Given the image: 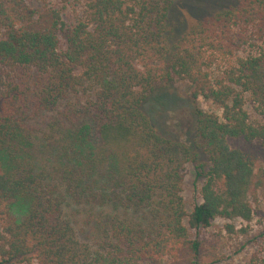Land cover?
Returning a JSON list of instances; mask_svg holds the SVG:
<instances>
[{
    "label": "trees",
    "instance_id": "1",
    "mask_svg": "<svg viewBox=\"0 0 264 264\" xmlns=\"http://www.w3.org/2000/svg\"><path fill=\"white\" fill-rule=\"evenodd\" d=\"M176 1L85 0L86 18L69 24L59 8L0 0V264H212L185 219L198 229L252 218L250 192L264 182V0H238L174 41ZM180 80L222 109L195 106L190 142L160 133L146 108ZM189 162L204 178L191 212Z\"/></svg>",
    "mask_w": 264,
    "mask_h": 264
},
{
    "label": "rangeland",
    "instance_id": "2",
    "mask_svg": "<svg viewBox=\"0 0 264 264\" xmlns=\"http://www.w3.org/2000/svg\"><path fill=\"white\" fill-rule=\"evenodd\" d=\"M38 10L53 6L62 10L64 20L77 23L86 18L85 0H68L58 2L54 0H27ZM238 0H177L170 15L169 29L173 40H177L186 30L192 28L204 17L217 10L235 4ZM257 46H246V54L255 50ZM218 71V68L215 69ZM203 107L222 114V109L202 99L193 98L187 81H177L161 86L147 103L149 111L158 131L165 136L192 141L195 135V106ZM245 107L252 121L259 120L261 115L249 94H246ZM203 160H207L205 154ZM264 168V162L256 165V170ZM183 197L187 210L191 212L194 206L202 201L201 187L204 178L199 175L194 163H186L183 167ZM249 199L254 213L250 220L240 217L217 216L208 226L198 229L188 226L192 238L202 242L200 258L212 264H264V182L250 192ZM2 224L0 220V231ZM13 264H29L16 262ZM139 264H189L185 256L179 259L165 257L161 263L141 262Z\"/></svg>",
    "mask_w": 264,
    "mask_h": 264
}]
</instances>
